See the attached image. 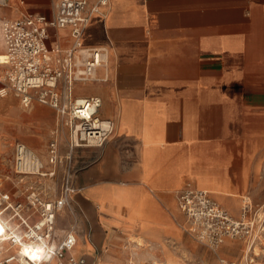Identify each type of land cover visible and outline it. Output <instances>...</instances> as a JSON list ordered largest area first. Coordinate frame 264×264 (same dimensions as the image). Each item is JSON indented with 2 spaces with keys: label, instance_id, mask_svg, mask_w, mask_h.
<instances>
[{
  "label": "crops",
  "instance_id": "1",
  "mask_svg": "<svg viewBox=\"0 0 264 264\" xmlns=\"http://www.w3.org/2000/svg\"><path fill=\"white\" fill-rule=\"evenodd\" d=\"M56 1L7 0L0 26L50 19ZM48 33V45L70 47L68 29ZM82 41L108 50L107 67L97 70L106 79L77 84L75 95L100 98L98 117L113 132L101 146L71 151L74 216L56 215L57 243L74 226L67 255L84 264H119L126 237L138 264H219L181 229L175 194L208 190L239 214L231 206L240 209L247 167L264 145V0H109ZM3 46L0 32V54ZM9 94L0 99V151L14 142L44 153L55 111L37 102L26 110ZM59 152L65 158L68 146L60 142ZM242 254V242L227 240L218 255Z\"/></svg>",
  "mask_w": 264,
  "mask_h": 264
},
{
  "label": "built area",
  "instance_id": "2",
  "mask_svg": "<svg viewBox=\"0 0 264 264\" xmlns=\"http://www.w3.org/2000/svg\"><path fill=\"white\" fill-rule=\"evenodd\" d=\"M7 0H0V6ZM109 0H97L88 9V0H57L52 18L41 15H27L20 19H5L0 32L5 47L0 65L4 68L0 99L9 93L20 99L24 109H30L34 102L49 106L55 111L58 123L68 130L69 154L62 158L59 152V129L54 131L47 149L48 170L38 157L25 145L15 146V171L43 177H54L61 169L60 195L51 201H43L37 196L29 198L33 212L16 213L19 222L11 226V219H5L6 238L17 250L0 259V264H84L83 259L67 255L76 245L74 226L57 244L55 238L56 215L67 210L74 216L72 186L73 165L71 151L82 146H101L113 132L109 120L98 117L101 106L96 96L78 97L77 84H86L106 79L97 77V70L106 68L108 50L89 48L83 45L82 33L91 16L107 6ZM50 29H68L70 47L61 48L58 43L48 45ZM97 125H100L97 126ZM176 203L184 221L183 232L199 245L205 247L217 258L219 264H252L254 247H260L264 259V203L254 205L251 200L242 202L239 214L234 216L203 189L186 186L176 192ZM11 207L9 196H2ZM21 208V204H17ZM39 219L30 223L33 215ZM227 240L243 242L248 247V256L243 260L227 261L218 254ZM20 241L27 242L29 249L37 253L31 258L25 254Z\"/></svg>",
  "mask_w": 264,
  "mask_h": 264
},
{
  "label": "rangeland",
  "instance_id": "3",
  "mask_svg": "<svg viewBox=\"0 0 264 264\" xmlns=\"http://www.w3.org/2000/svg\"><path fill=\"white\" fill-rule=\"evenodd\" d=\"M85 32V31H84ZM84 35V34H83ZM1 66V65H0ZM2 72H4V68L1 66ZM3 76V73H2ZM12 94V93H11ZM8 94L6 97H8ZM14 95V94H12ZM15 96V95H14ZM2 100V99H1ZM29 110V109H26ZM57 126L54 131L59 129V135L61 137V144L63 146H67L68 143V130L66 127L61 126L58 123L56 117ZM260 142L258 146V153L255 157H252V163L246 175L244 176V182L242 183V196L248 197L254 205H260L264 203V145ZM39 159V161L43 164L44 168L41 172H45L48 170L47 166V150L44 153H37L31 150ZM66 151L65 147L63 148V152ZM250 159L246 158L248 161ZM15 143H7L6 148L0 151V222L4 223L5 219H11L10 223L13 225L19 222L18 216H15L16 213L28 214L27 212H33L35 207H31L29 205V198H33L37 196L39 199L43 201H51L59 197L60 195V185H61V176L62 172L60 169L59 175L56 174L54 177H43L40 175H30L29 173L19 174L15 171ZM245 174V173H243ZM9 196V203L11 207L4 211V207L7 205L2 202V196ZM241 201V200H240ZM21 204V208H17V204ZM241 205V203H240ZM223 206V205H222ZM233 210L237 211L236 215L239 213V209L235 205L231 206ZM225 208V207H224ZM39 219L38 215L35 214L30 219V223H33ZM129 239L124 238V244L120 246L122 254L124 255V260L119 264H138L135 262L137 260L136 254L132 253L134 247L128 241ZM194 241V240H193ZM195 242V241H194ZM54 243H57V238H54ZM140 243V240H137V244ZM2 249H0V258L7 257L17 250V245L11 246L8 241H1ZM199 247L203 249L204 253L212 254L205 247L199 245L195 242ZM144 247V246H143ZM142 247V248H143ZM247 246L242 242V257L244 256V249ZM213 255V254H212ZM135 256V257H134ZM214 256V255H213ZM256 261H264L257 260ZM53 264V262L51 263ZM100 264H110V263H100ZM147 264V263H145ZM152 264H158L157 262H152Z\"/></svg>",
  "mask_w": 264,
  "mask_h": 264
},
{
  "label": "bare ground",
  "instance_id": "4",
  "mask_svg": "<svg viewBox=\"0 0 264 264\" xmlns=\"http://www.w3.org/2000/svg\"><path fill=\"white\" fill-rule=\"evenodd\" d=\"M87 26H88V25H87ZM87 26H86V27H87ZM85 29H86V28H85ZM85 29H84V31H85ZM84 31H83V33H82V37H83ZM3 47H4V46H3ZM2 60H3V57H2V54H0V62H2ZM5 97H6V96H5ZM97 126L100 127V125H97ZM203 190H204V189H203ZM206 191H208V190H206ZM208 192L211 193L210 191H208ZM247 200H249L248 197H244V196H242V202H245V201H247ZM7 226H8V225H4V223L0 222V239H1V241H5V239H6V238H3L2 236H6L5 231H6V227H7ZM10 228H13V227L11 226ZM15 245H16V244H15ZM20 245H21V247H22L23 252H24L25 254L29 255L31 258H34V257L37 256V253H36V252H34V251H32L31 249H29V247H28V243H27V242L20 241ZM2 248H3V247H2V244H0V249H2ZM253 253H254V255L256 256V258H255V259L253 258V263H252V264H264V261H256V259H257V260H262V259H263L262 256H261V250H260V247H258V246L256 245V246L254 247ZM0 254H1V252H0ZM244 256H245V257H242L243 260L248 256V247L244 249ZM0 259H1V258H0Z\"/></svg>",
  "mask_w": 264,
  "mask_h": 264
}]
</instances>
